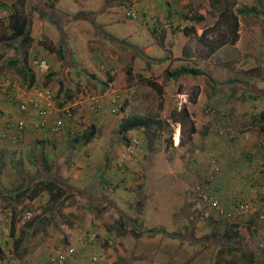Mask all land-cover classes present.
Returning a JSON list of instances; mask_svg holds the SVG:
<instances>
[{
	"label": "rangeland",
	"instance_id": "rangeland-1",
	"mask_svg": "<svg viewBox=\"0 0 264 264\" xmlns=\"http://www.w3.org/2000/svg\"><path fill=\"white\" fill-rule=\"evenodd\" d=\"M8 2L11 0H0V8H4L0 11V30L7 25L9 11L4 4ZM141 2L135 7L137 21L142 17L138 10ZM182 4L186 6L182 8L183 13L188 8L194 12L190 13L195 18L190 35L183 33L184 18L178 30L170 26L164 32L160 26L154 29L150 23L156 18L152 14L143 18L140 25L143 46L137 47L134 39L125 40L117 35L123 59L120 68L109 73L115 75L112 84L100 93L109 97L104 126L96 125L94 117L87 112L75 110L77 130L68 134V138L71 137L68 140L74 141V136L79 139L94 128L93 137L98 134L95 150L87 146L86 150L93 153L89 155L83 144L72 147L65 140L63 155L56 159V169L49 175L58 180L62 170L74 169L71 160L76 163L75 157L83 155V162L73 172L81 170L77 176H71L72 182L60 181L72 189L73 196L62 206L55 204L53 209L46 203V194L30 203L15 201L14 206L9 198L0 197V215L5 223H0L4 250L1 261L47 264L49 258L74 247L76 253L64 264H214L222 245L203 243L202 239L213 236L210 234L215 230L221 233L230 222L216 217L192 198L189 188L195 184L204 186L226 208L235 200L251 204L252 212L239 222L258 214V236L264 235V181H250L257 175L261 182L264 154L258 153L253 160L247 157L253 149H259L263 137L259 123L260 112L264 111V0H182ZM225 7L237 13L239 38L233 44L218 42L213 45L219 35V29L214 26ZM239 11L251 13L244 15ZM131 19L134 18H127ZM99 42L101 48L107 47L108 42L100 33ZM13 50L7 44L0 47V54L4 56L2 61L0 58V74L17 75L18 64L6 68L3 62L11 57ZM33 55V58L40 57L38 53ZM180 66L193 68L198 74H185L178 79L165 77L166 68L175 70ZM103 67L105 69V65ZM70 71L69 65L67 75ZM47 74L39 75L36 86L46 85L56 96L60 82L47 79ZM71 74L66 77L71 81H65L64 85L74 96L65 106L72 107L73 102L80 104L83 97L91 96L84 92L75 100L79 91L72 89L69 82L79 87L84 84L94 92L101 88L86 81L85 77L80 79L75 71ZM13 78L20 82L21 89L26 88L25 80ZM20 93L23 95L22 91ZM115 94L121 95L126 102L124 110L118 114L112 113L110 108ZM62 97H57L55 102L62 101ZM90 105L86 107L89 109ZM149 111L159 113L163 121L160 133L156 130L155 137L150 138L153 149L148 148L149 133L142 130L128 132L130 146L121 141L118 126L122 116ZM27 142L10 144L0 140V191L18 187L21 176L23 183L33 181L42 169L43 159L35 158L37 148L27 147ZM108 146L113 154L105 158L102 154ZM106 165L122 168L123 174L128 175L125 183L118 182V178L112 182V178L105 187L107 183L102 182L100 168ZM45 171L48 173L47 169ZM15 172L19 173L16 181L13 180ZM12 207L16 208L18 222L13 237L9 234L8 212ZM27 212L38 218L29 227L27 221L31 217L24 219ZM119 220L128 221L129 226L142 234L134 237L129 232L120 238L116 233L120 230L117 229ZM109 227L112 231H107ZM150 230L154 233H149ZM91 233L96 239L90 243L86 237ZM171 233L179 236L173 237ZM17 237L23 240L19 249L14 247ZM238 255L237 251L229 253L224 249L222 258L234 260ZM236 263L246 264L237 260Z\"/></svg>",
	"mask_w": 264,
	"mask_h": 264
},
{
	"label": "crops",
	"instance_id": "crops-1",
	"mask_svg": "<svg viewBox=\"0 0 264 264\" xmlns=\"http://www.w3.org/2000/svg\"><path fill=\"white\" fill-rule=\"evenodd\" d=\"M14 1L15 0H11L10 3L8 2V5L2 3V5L4 4L6 7L5 9L9 10L12 9ZM124 1L125 0L26 1L24 9L26 12L30 13L29 15L32 20V25L30 27V31H32V40L25 46V53H23V50H21L19 46H15L16 43L13 45L7 44L12 46L14 50L12 51L11 57H6L3 60L5 67L12 68L16 64H18L19 66L17 68L18 73L16 76L11 72L6 73L8 75L0 74V81H3L5 78H10L13 83L11 98L8 93L9 89L7 87L4 88L0 85V130L2 128L1 122L4 115L9 112L14 116H19L20 113L18 112L17 108L19 103L27 102L31 97H33L32 87L38 85L37 80L40 75V73L37 72V69L33 65V61L37 59H45L47 61L48 74L46 75V77L47 79L52 81H56L57 79L60 82L59 87H66L64 85L65 81H71L70 78L66 79V77L72 76L71 73L73 71H75L77 76H80V79H82V77H85L86 81L92 83L95 87H101L100 89H96L97 91L94 92L92 89L87 88L84 84L83 86H80L82 87L80 88L78 85L74 86L72 85V83H68V85L72 89L79 91V93L75 97V100L82 96L84 92H88V95H91L90 98H95L94 94L98 95L97 99L101 101V109L97 110L91 107L92 103L89 96L83 97V100H80V104L73 102L72 104L74 107L72 106L71 109L73 111L76 110L77 112H87L86 114H88V116L90 115L94 117L93 122L96 125H98L99 127L104 126L103 117L107 116V110L109 108V97L108 95L105 96V94L102 95L100 93H104L107 90H103L104 87H102L104 85V81H106L107 78L110 79L108 81V85L112 84V81L115 79V75H109V73L115 71L116 67L120 68L119 64L123 59V57H121L119 53L121 49V41L118 40L117 35L124 37L125 40L134 39V45L136 44L137 47H141L143 46V44L141 43V39L144 40V38L140 35L143 31L142 26H140L143 18L146 19L148 15L152 14L151 16H155L156 21L153 22V24H150L153 26V28L160 26L161 28H163L160 29L164 32L166 30L165 28H167L168 26H170L172 29L176 27L178 28L179 25L183 22V18L187 14V12L188 15H190L192 11H190V9L188 8V10L183 13L182 8L186 6L182 4V0H142V2L138 5V10L142 17H138V21L136 20L137 17L131 20H127ZM2 9L4 8L1 7L0 11ZM136 21L137 24H135ZM132 24L134 26H132ZM99 33L101 38L104 37V40L108 42L107 47L101 48L99 46ZM137 40H140L139 43H136ZM118 43L120 44L119 46ZM4 44L5 43H3V45ZM61 47H63L64 50L63 53L59 55L57 51L60 50ZM35 53H38L40 57L33 58L35 56L33 54ZM3 58L4 56L1 57V61ZM69 65L71 67V71L69 75H67ZM103 65H105V69ZM103 69L104 72L101 71ZM28 70L30 71V73L34 72L35 79L34 82L29 86V80H25L27 84L24 85L26 86V88H24L23 90L20 87V82H18L13 77L24 80L23 73H29ZM84 73H86V75ZM9 75H11L12 77ZM21 91L23 92V95H21ZM88 103L91 104L89 109L87 108ZM56 105L58 107H61L63 105H66V103ZM22 115L26 118L24 140L28 141L27 147L34 146L37 148V154L35 155V158L43 159L42 169L48 170L47 173L46 171L44 172V170L41 169L39 174H36L33 179H44L45 177H48L50 175L52 169H56V165L54 164V162L56 161V159H59L61 155H63V143L65 140L71 139V137L68 138V134L69 132H71L70 134H73L72 132L74 129L77 130V123L66 122L58 133L53 134L48 131V127L54 121V115L48 117V119L46 120L45 128L39 131L34 127V123L38 120V116L33 109H29ZM97 137L98 134H96L95 137H93L88 143L83 146V149L87 151L86 153H88L89 155L93 154L92 151L95 150V143L96 140H98ZM0 140L3 141L1 138ZM70 145L72 147L78 146V144L73 140L68 142V146ZM87 146H91L90 149L92 148V151L89 152V149L86 150ZM83 152H81V155L83 154ZM110 154H113V149L111 148V146H108V148L102 155L105 158H110ZM74 157L75 155H73V158ZM75 159L77 161L76 163L71 160V164L73 163L74 169L70 168L69 170H62V172H60L59 181L63 180L66 183H70L72 182L71 176H75L76 173L81 170L78 169L73 172V170L76 169V166L81 165V162H83L84 160V156L82 155L79 157H75ZM68 162L69 161H67V163ZM100 170L101 175L104 177L103 183H107L105 187L109 185V182L111 181L109 179L113 178V182L114 180H116V178H118V182L121 181L122 183H125V177H128V175L123 174V171H121L122 168L117 169L116 167H114V165H106V167L103 166L102 168H100ZM40 173L44 174L40 175ZM18 178L19 173H13V180L16 181L18 180ZM22 183L23 182L21 176V181L18 187H21L23 185ZM13 190H15V188ZM71 190L72 189H70V193L73 194ZM3 191L4 189L0 191V197H3L4 195L6 196V193L8 192L6 191L3 193ZM239 201L240 200H235V202L233 203ZM9 202H11L12 206H14L18 201L15 202V200L11 198ZM127 233L121 234L119 235V237H125ZM1 236L2 235H0V237ZM133 236L139 237L140 235L136 236L133 234ZM1 244L2 240H0V246L1 249H3V246Z\"/></svg>",
	"mask_w": 264,
	"mask_h": 264
},
{
	"label": "trees",
	"instance_id": "trees-1",
	"mask_svg": "<svg viewBox=\"0 0 264 264\" xmlns=\"http://www.w3.org/2000/svg\"><path fill=\"white\" fill-rule=\"evenodd\" d=\"M27 0H15L12 9H9V13L7 16V26L5 29L0 30V47L3 43L13 45L16 43L15 46H19L21 50H23V53H25V46L31 42V35L32 31H30V27L32 25V20L30 17V13L25 11V3ZM6 8V7H5ZM249 11V10H248ZM244 12L240 11V14H250L251 12ZM220 20L215 24V29H219V35L218 40H214L212 44H217L218 42L221 44H233L235 43L239 38V23L237 18V13L229 9L228 7L223 8L220 15ZM184 19H186V24L182 28L183 33L186 35H190L194 30V16L188 15V13L184 16ZM179 28V27H178ZM175 29V30H178ZM155 29V28H154ZM162 32V31H161ZM63 47L60 48V50L57 51L59 55L63 53ZM2 55L0 54V58ZM14 61V60H12ZM161 62V61H158ZM1 66V65H0ZM29 71V70H28ZM130 72V69L127 70ZM185 74H191L196 75L198 74V71L194 70L193 68L187 67V66H180L176 68L175 70H170L166 68V71L164 73L165 77L172 78V79H178L180 76ZM86 75V73H85ZM24 80H29L28 86L31 85L34 82V72L29 73L24 72L23 73ZM110 79L108 78L106 81H104V85L102 87L103 90H106L108 86V81ZM212 82V80H211ZM215 84L217 82L215 81ZM69 90L66 87H59V90L55 96V101L57 97L63 96L62 101L57 102L58 105L66 103L68 100H71L73 98L74 92H69ZM235 92V91H234ZM234 92H231V94H234ZM126 105V102H123V105L120 109V111L124 110ZM185 114H187V110L184 111ZM261 116V122L259 123V128L262 131L263 137H264V111L260 112ZM163 127V121L161 117H159V113H151L150 111L144 114L134 112L131 114L123 115L118 126V133L121 137V141L126 142L125 144L130 145L128 143V132L130 131H140L142 130L147 135V144L148 148L150 150L153 149L152 137H155V131L160 133L161 129ZM94 135V128H92L90 131H86L79 139L77 136H75L73 139L77 144H83L85 145L88 143ZM149 136V137H148ZM261 138V143L259 146V149L256 151V149H253L252 152H249L247 154V157L252 159L256 158V155L258 153L264 154V144L262 143L264 138ZM151 138V139H150ZM214 161V160H213ZM215 162V161H214ZM259 172V170H257ZM264 173L260 171V180H258L257 175L253 177L255 180H250L251 183H263V175ZM104 180L102 179V182ZM258 181V182H257ZM204 187V186H203ZM4 192V191H3ZM46 194L47 200L46 203H50V208H54V205H60L62 206L64 202L71 197L70 188L67 185H64L62 182L55 179V176H48L44 179H36L31 182H24L21 187L15 188V190H9L6 193V196L3 197L9 198V200L12 198L15 201L18 202H27L30 203L36 199H38L41 195ZM17 211L15 207H12L10 209V216H11V227H10V236H15V224L17 222L16 217ZM252 214V213H251ZM257 214V213H253ZM249 215V214H248ZM258 215V214H257ZM251 215L249 219H247L245 222H239L240 219H243L246 215H243L239 218H236L234 220H226L230 223H227L222 232H216L213 231V236H206L202 239L203 241H209L213 243H217L222 245V249L218 252L217 258L214 261V264H237L236 260L246 262V264H264V235L258 236V219L259 215ZM36 218V217H35ZM34 217H31L30 221H27V227L32 226L35 221ZM246 218V217H245ZM38 220V218H36ZM29 220V219H28ZM235 221V222H231ZM118 227L117 229H120L116 233L117 235L126 234L127 232H131L132 234L139 236L142 234V231H137L136 229L132 228V226L128 225V221L119 220L118 221ZM109 227L107 231H112ZM149 233H154V230H150ZM171 236L178 237V234L171 233ZM22 237H17L14 239V247L19 249L20 244L22 243ZM204 243V242H203ZM224 244V245H223ZM228 251L229 253L232 251L239 252V255L236 259H223V251ZM3 258V250L0 246V260Z\"/></svg>",
	"mask_w": 264,
	"mask_h": 264
},
{
	"label": "built area",
	"instance_id": "built-area-1",
	"mask_svg": "<svg viewBox=\"0 0 264 264\" xmlns=\"http://www.w3.org/2000/svg\"><path fill=\"white\" fill-rule=\"evenodd\" d=\"M140 0H126L125 1V14L127 18H136V5ZM208 1V0H204ZM33 65L37 69V72L40 74L47 73L48 63L45 59H37L33 61ZM2 87H7L9 89V95L11 98L12 91V80L10 78H5L3 81H0ZM33 97H31L27 102H21L17 106L19 116H14L12 113H6L1 122L2 128L0 130V138L10 144H19L24 141L25 138V127H26V118L22 115L29 109H33L37 116L38 120L34 123L36 129L41 130L46 126V120L49 116L54 115V121L48 127V131L51 133H58L62 127L65 125L66 121L76 123L74 119V113L70 106H61L58 107L54 100V95L52 91L46 86H33ZM5 91V89H4ZM93 109H101V101L97 98L91 100ZM111 112L118 114L122 105L123 99L121 95L115 94L111 99ZM83 122L84 119H81ZM264 138V137H263ZM264 144V139L262 141ZM130 146V145H129ZM128 146V147H129ZM264 180V177H263ZM189 194L193 199L197 200L199 203L203 204L205 207L210 209L213 214L222 219L234 220L243 215H246L251 210V204L246 201H239L234 203L230 208L224 207L218 198L206 191L202 185H192L189 188ZM262 206L264 208V198L262 200ZM24 219H29L31 213L27 212L24 215ZM0 223L5 224L3 217L0 215ZM1 228V225H0ZM3 229V228H2ZM87 242H93L96 239L94 233L89 234L87 237ZM76 253L74 247H69L65 252L59 253L54 257H51L47 260V264H64L67 259L72 257ZM0 264H7L0 260Z\"/></svg>",
	"mask_w": 264,
	"mask_h": 264
},
{
	"label": "clouds",
	"instance_id": "clouds-1",
	"mask_svg": "<svg viewBox=\"0 0 264 264\" xmlns=\"http://www.w3.org/2000/svg\"><path fill=\"white\" fill-rule=\"evenodd\" d=\"M53 97L55 98V96H53ZM54 100H55V99H54ZM123 102H124V101H123ZM55 103H56V102H55ZM56 104H57V103H56ZM63 106H65V105H63ZM72 111H73V110H72ZM73 113H74V111H73ZM66 122H70V121H66ZM66 122H65V123H66ZM74 137H75V136H74ZM74 137H73V138H74Z\"/></svg>",
	"mask_w": 264,
	"mask_h": 264
}]
</instances>
